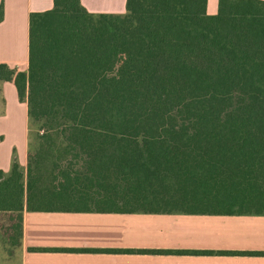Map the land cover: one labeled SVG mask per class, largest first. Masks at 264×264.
Segmentation results:
<instances>
[{"label": "trees", "instance_id": "trees-1", "mask_svg": "<svg viewBox=\"0 0 264 264\" xmlns=\"http://www.w3.org/2000/svg\"><path fill=\"white\" fill-rule=\"evenodd\" d=\"M29 37L0 82L44 132L27 174L15 151L0 170V212L264 215V2L54 0Z\"/></svg>", "mask_w": 264, "mask_h": 264}, {"label": "crops", "instance_id": "crops-1", "mask_svg": "<svg viewBox=\"0 0 264 264\" xmlns=\"http://www.w3.org/2000/svg\"><path fill=\"white\" fill-rule=\"evenodd\" d=\"M81 3L90 13L122 14L127 0ZM218 3L207 0L208 15L218 13ZM1 5L0 64L27 71L30 15L53 9L54 0H0ZM8 97L18 101L21 130L29 121L28 105L19 101L14 82H0V116L9 114ZM4 136L0 130V170L8 172L15 143L22 142L7 144ZM24 138L18 155L22 166L28 157L27 128ZM21 215L14 247L7 248L0 225V264H264V254L225 253L264 252V215L27 210Z\"/></svg>", "mask_w": 264, "mask_h": 264}, {"label": "rangeland", "instance_id": "rangeland-1", "mask_svg": "<svg viewBox=\"0 0 264 264\" xmlns=\"http://www.w3.org/2000/svg\"><path fill=\"white\" fill-rule=\"evenodd\" d=\"M8 106L10 104V110L9 114L3 113L2 116H0V130L4 133L5 142H8L7 144H10L11 142H22L19 145L15 143V154L17 157L18 155L22 154L23 148H24V130L27 128V142H28V154L31 150L38 149V142H36L37 137L41 134H43V123L39 121L29 120L26 121V124L24 123V127L21 128V119L19 118V112L18 107L15 103V98L8 97ZM27 104V102H26ZM2 111L6 109V106H2ZM235 106H232V109L235 108ZM22 110V107H20ZM9 115V120H8ZM24 129V130H23ZM10 142V143H9ZM14 153V152H13ZM28 160V159H27ZM27 167H28V161H26L25 165L23 166L25 174H27ZM0 222L2 225V231L6 235V242H7V248L10 246L15 245V243L18 240V224L19 219L18 215L16 214H10V213H3L0 215ZM9 251V250H8ZM10 252V251H9ZM10 264V263H9ZM14 264V262L12 263Z\"/></svg>", "mask_w": 264, "mask_h": 264}]
</instances>
